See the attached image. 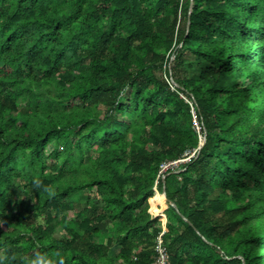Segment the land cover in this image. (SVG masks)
I'll return each mask as SVG.
<instances>
[{"label": "trees", "instance_id": "1", "mask_svg": "<svg viewBox=\"0 0 264 264\" xmlns=\"http://www.w3.org/2000/svg\"><path fill=\"white\" fill-rule=\"evenodd\" d=\"M189 6L0 0V264H264V0Z\"/></svg>", "mask_w": 264, "mask_h": 264}, {"label": "built area", "instance_id": "2", "mask_svg": "<svg viewBox=\"0 0 264 264\" xmlns=\"http://www.w3.org/2000/svg\"><path fill=\"white\" fill-rule=\"evenodd\" d=\"M195 124H196L197 130H199V127L197 126L196 122H195ZM193 155H194V152H192L190 154V156H188L187 158H185L183 160H177V161H173V162L162 164L161 168H160V171H159V174L161 173V178L164 176V175H162V173L165 172L167 169L177 166L180 162L188 161V159L191 156H193ZM154 188H155V186H154ZM155 195L158 196L157 190H155ZM157 217L162 219V223L163 224H162L161 232H160V234H159V236L157 238V247H156L157 256H156L153 264H168L169 263L168 262L169 261L168 253H167V251H166V249L163 246L162 241H161V237L165 233V224H166L165 221H167V219H166V215L164 213L157 214Z\"/></svg>", "mask_w": 264, "mask_h": 264}, {"label": "water", "instance_id": "3", "mask_svg": "<svg viewBox=\"0 0 264 264\" xmlns=\"http://www.w3.org/2000/svg\"><path fill=\"white\" fill-rule=\"evenodd\" d=\"M191 6H192V0H190L189 12L191 11ZM188 25H189V22H187V25H186L187 27H186V28H188ZM173 58H174V56H171L169 64L171 63V61L173 60ZM171 81H172V83H173L174 85H176V84L174 83L173 80H171ZM203 136H204V138H203V142H205V136H206V131H205V130L203 131ZM197 147H198V150H200L199 145H198ZM175 172H178V170L175 171ZM164 178H165V175L162 177V179H164ZM162 194H163V195L165 194L164 187H163V190H162ZM170 205H171L174 209L177 210L176 205H175L174 203L170 202ZM183 219H184V221H187L186 218H183Z\"/></svg>", "mask_w": 264, "mask_h": 264}, {"label": "rangeland", "instance_id": "4", "mask_svg": "<svg viewBox=\"0 0 264 264\" xmlns=\"http://www.w3.org/2000/svg\"><path fill=\"white\" fill-rule=\"evenodd\" d=\"M157 200V203H158V208L157 209H154L153 207V209H151V212H152V215L154 216V217H157V214H159V213H164L165 214V212H164V206H163V204H162V202H159V199H156ZM70 214V213H69ZM159 222V224H163L162 223V220H160V221H158Z\"/></svg>", "mask_w": 264, "mask_h": 264}]
</instances>
